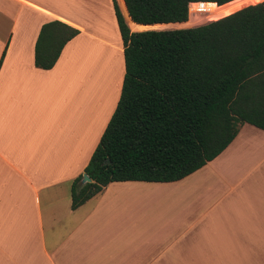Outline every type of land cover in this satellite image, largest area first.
I'll return each instance as SVG.
<instances>
[{
    "label": "crops",
    "instance_id": "crops-1",
    "mask_svg": "<svg viewBox=\"0 0 264 264\" xmlns=\"http://www.w3.org/2000/svg\"><path fill=\"white\" fill-rule=\"evenodd\" d=\"M56 5L0 0V264H264V130L249 123L181 179L111 181L70 207L71 181L118 99L123 59L120 40ZM123 18L130 30L154 29ZM49 20L78 33L42 69L33 45ZM81 39L95 45L73 65Z\"/></svg>",
    "mask_w": 264,
    "mask_h": 264
},
{
    "label": "trees",
    "instance_id": "trees-1",
    "mask_svg": "<svg viewBox=\"0 0 264 264\" xmlns=\"http://www.w3.org/2000/svg\"><path fill=\"white\" fill-rule=\"evenodd\" d=\"M118 1L126 20L152 27L185 22L189 2L223 10L192 26L130 30L111 0L123 59L120 91L83 168L89 181L80 184L82 174L71 181V208L111 181L181 179L220 153L241 123L264 130V0L238 9V0ZM77 33L59 20L42 23L33 64L52 67Z\"/></svg>",
    "mask_w": 264,
    "mask_h": 264
},
{
    "label": "rangeland",
    "instance_id": "rangeland-1",
    "mask_svg": "<svg viewBox=\"0 0 264 264\" xmlns=\"http://www.w3.org/2000/svg\"><path fill=\"white\" fill-rule=\"evenodd\" d=\"M52 1V0H51ZM57 5L60 7H65L69 5H73L74 7L78 8L79 14L84 16L87 20L88 24V31H90L94 35L103 36L104 38H107L112 43H117L119 39L118 31L116 29L115 21L113 16H110L108 9H106V5L104 4V0H54ZM261 0H257L254 2H247L244 0H238L236 2L240 3L238 6H236V9L245 6L247 4H253L256 2H259ZM233 5V4H232ZM231 6V5H230ZM235 9V10H236ZM222 8H212V9H206V11L200 12V13H189L187 15L188 22L185 23H168L166 25H160L153 27L154 29H171V28H179V27H185V26H192L200 23H204L207 21H210L212 19L218 18L222 14ZM91 48L94 47L93 42H88L86 40L78 41L76 44V51L73 52V65L76 63L77 59L80 60V55L82 54V50L91 45ZM109 55H107L108 57ZM115 53H110V61H111V69H113L112 72L117 70L118 75V62L116 59ZM118 58V56H117Z\"/></svg>",
    "mask_w": 264,
    "mask_h": 264
},
{
    "label": "built area",
    "instance_id": "built-area-1",
    "mask_svg": "<svg viewBox=\"0 0 264 264\" xmlns=\"http://www.w3.org/2000/svg\"><path fill=\"white\" fill-rule=\"evenodd\" d=\"M204 2L196 1L189 2L187 6V11L189 13H200L206 11V6H203Z\"/></svg>",
    "mask_w": 264,
    "mask_h": 264
},
{
    "label": "water",
    "instance_id": "water-1",
    "mask_svg": "<svg viewBox=\"0 0 264 264\" xmlns=\"http://www.w3.org/2000/svg\"><path fill=\"white\" fill-rule=\"evenodd\" d=\"M88 181H89V177L85 173H82L80 182L84 183V182H88Z\"/></svg>",
    "mask_w": 264,
    "mask_h": 264
}]
</instances>
